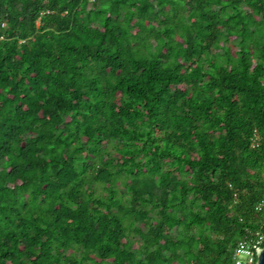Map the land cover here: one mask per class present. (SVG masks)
<instances>
[{
    "label": "trees",
    "instance_id": "16d2710c",
    "mask_svg": "<svg viewBox=\"0 0 264 264\" xmlns=\"http://www.w3.org/2000/svg\"><path fill=\"white\" fill-rule=\"evenodd\" d=\"M258 232L264 0H0V264H234Z\"/></svg>",
    "mask_w": 264,
    "mask_h": 264
},
{
    "label": "built area",
    "instance_id": "2783aa9c",
    "mask_svg": "<svg viewBox=\"0 0 264 264\" xmlns=\"http://www.w3.org/2000/svg\"><path fill=\"white\" fill-rule=\"evenodd\" d=\"M263 203L258 205L261 209ZM264 233L258 232L252 239H243L238 242L233 252L234 264H257L264 249Z\"/></svg>",
    "mask_w": 264,
    "mask_h": 264
},
{
    "label": "water",
    "instance_id": "95a60500",
    "mask_svg": "<svg viewBox=\"0 0 264 264\" xmlns=\"http://www.w3.org/2000/svg\"><path fill=\"white\" fill-rule=\"evenodd\" d=\"M257 264H264V249L259 256V260H258Z\"/></svg>",
    "mask_w": 264,
    "mask_h": 264
},
{
    "label": "rangeland",
    "instance_id": "374dc122",
    "mask_svg": "<svg viewBox=\"0 0 264 264\" xmlns=\"http://www.w3.org/2000/svg\"><path fill=\"white\" fill-rule=\"evenodd\" d=\"M89 6L91 7L92 6V3Z\"/></svg>",
    "mask_w": 264,
    "mask_h": 264
}]
</instances>
